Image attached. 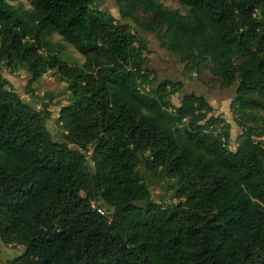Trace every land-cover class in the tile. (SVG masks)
Returning a JSON list of instances; mask_svg holds the SVG:
<instances>
[{
	"label": "trees",
	"instance_id": "trees-1",
	"mask_svg": "<svg viewBox=\"0 0 264 264\" xmlns=\"http://www.w3.org/2000/svg\"><path fill=\"white\" fill-rule=\"evenodd\" d=\"M28 1L0 0V68H24L28 88L56 70L70 99L58 142L48 104L23 101L0 73V240L22 247L6 264H264V0H177L185 13L115 0L118 20L98 0ZM122 20L185 66L206 64L220 88L237 84L231 109L253 126L234 149L202 95L174 105L170 81L144 90L146 43ZM146 172L174 201L151 198Z\"/></svg>",
	"mask_w": 264,
	"mask_h": 264
},
{
	"label": "rangeland",
	"instance_id": "rangeland-1",
	"mask_svg": "<svg viewBox=\"0 0 264 264\" xmlns=\"http://www.w3.org/2000/svg\"><path fill=\"white\" fill-rule=\"evenodd\" d=\"M9 1L14 5L21 4L25 8L29 7L28 0ZM161 1L170 8L179 9L182 13H185L187 10L177 0ZM98 2L101 8L107 10L116 20L119 19L115 0H98ZM122 22L129 31L136 32L146 43L147 53L145 55L148 58L147 65L154 75V79L146 84V88H150L154 83L158 84L164 80L170 81L171 83L167 86V91L169 92L168 98L174 105L179 104L180 97L183 93L194 92L202 95L213 107V113L220 115L225 122L229 123V147L234 149L238 145L240 135L245 127L253 126L252 121L231 109V102L237 94V84L226 89L220 88L218 81L210 74L206 64L200 65L198 71H195L190 65L185 66L174 54L162 47L154 34L143 32L128 20H122ZM52 39L61 41L57 34ZM61 45L60 55L69 63H81L83 61V56L71 45L64 41H61ZM0 73L10 82L12 88L19 94L23 101L30 103L36 108H40L42 102L48 104V109L51 114L45 121L46 126L55 141H64L62 135L63 129L58 123L57 117L61 106L69 102L70 94L66 90V83L61 80L58 72L56 70L47 71L30 88L27 85L29 75L24 68L10 69L1 67ZM28 89L33 91V95L30 92L27 93ZM259 126L254 135V139L264 142V124ZM70 146L75 147L74 145ZM145 176L151 191V198L155 202L169 203L174 201L172 199L173 191L170 182L166 178H160L158 175L150 172H146ZM21 250V246L14 249L11 245H7L0 240V264H6L12 259L14 251L20 252Z\"/></svg>",
	"mask_w": 264,
	"mask_h": 264
},
{
	"label": "built area",
	"instance_id": "built-area-1",
	"mask_svg": "<svg viewBox=\"0 0 264 264\" xmlns=\"http://www.w3.org/2000/svg\"><path fill=\"white\" fill-rule=\"evenodd\" d=\"M144 90H148V88H144Z\"/></svg>",
	"mask_w": 264,
	"mask_h": 264
},
{
	"label": "water",
	"instance_id": "water-1",
	"mask_svg": "<svg viewBox=\"0 0 264 264\" xmlns=\"http://www.w3.org/2000/svg\"><path fill=\"white\" fill-rule=\"evenodd\" d=\"M14 253H16V251H14Z\"/></svg>",
	"mask_w": 264,
	"mask_h": 264
}]
</instances>
